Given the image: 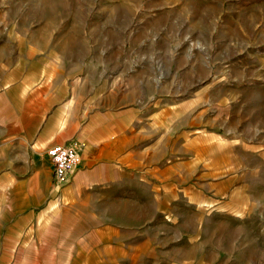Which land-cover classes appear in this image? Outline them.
I'll return each instance as SVG.
<instances>
[{"label":"rangeland","instance_id":"rangeland-1","mask_svg":"<svg viewBox=\"0 0 264 264\" xmlns=\"http://www.w3.org/2000/svg\"><path fill=\"white\" fill-rule=\"evenodd\" d=\"M67 77L152 139L103 205L139 226L134 263L264 264V0H0L13 121Z\"/></svg>","mask_w":264,"mask_h":264},{"label":"crops","instance_id":"crops-1","mask_svg":"<svg viewBox=\"0 0 264 264\" xmlns=\"http://www.w3.org/2000/svg\"><path fill=\"white\" fill-rule=\"evenodd\" d=\"M66 79L62 101H53L59 85L46 81L37 99L17 114L19 121H13L7 103L9 88L0 93V264H79V259L136 264L139 226L113 222L103 205L110 203L109 192L115 193L112 181L127 169L121 162L138 165L152 139L141 150V129L125 125L123 114L94 120L98 115L76 101L74 85ZM66 141L82 144L83 162L68 183L60 184L47 150Z\"/></svg>","mask_w":264,"mask_h":264},{"label":"built area","instance_id":"built-area-1","mask_svg":"<svg viewBox=\"0 0 264 264\" xmlns=\"http://www.w3.org/2000/svg\"><path fill=\"white\" fill-rule=\"evenodd\" d=\"M83 146L75 141L56 143L47 150L52 167L55 182L68 183L73 174L80 168L83 162Z\"/></svg>","mask_w":264,"mask_h":264}]
</instances>
